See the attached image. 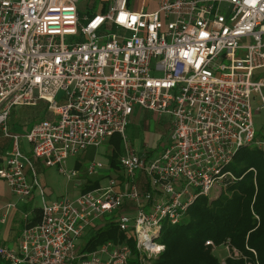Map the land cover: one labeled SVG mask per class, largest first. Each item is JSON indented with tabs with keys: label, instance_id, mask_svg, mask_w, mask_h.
I'll return each instance as SVG.
<instances>
[{
	"label": "built area",
	"instance_id": "2783aa9c",
	"mask_svg": "<svg viewBox=\"0 0 264 264\" xmlns=\"http://www.w3.org/2000/svg\"><path fill=\"white\" fill-rule=\"evenodd\" d=\"M78 1L0 0V130L11 141L0 181L19 199L40 189L19 136L7 130L15 107L46 103L52 119L34 124L23 138L32 158L59 167L67 180L76 172L65 161L114 135L123 138L135 107L171 117L172 142L148 161L135 154L121 159L127 191L117 193L109 180L99 191L43 203L39 221L22 228L17 250L0 247V260L129 264L127 240L77 252L93 221L116 214L117 229L133 239L137 264H150L164 250L154 241L162 222L178 224L196 199L215 198L225 181L235 182L228 166L240 149L264 155V133L256 135L251 107L253 94L264 107L258 74L264 0H159L151 13L112 0L105 12L85 17ZM101 167L91 163L87 171ZM138 172L148 179V192L133 186ZM125 201L135 204L132 213L121 210ZM205 246L242 256L228 241Z\"/></svg>",
	"mask_w": 264,
	"mask_h": 264
},
{
	"label": "trees",
	"instance_id": "16d2710c",
	"mask_svg": "<svg viewBox=\"0 0 264 264\" xmlns=\"http://www.w3.org/2000/svg\"><path fill=\"white\" fill-rule=\"evenodd\" d=\"M106 5L101 12L106 11ZM33 114H36L34 118L40 117L36 109ZM39 119L44 120L45 116ZM118 152L119 142H115L113 163ZM228 170L235 182L225 181L217 197L196 199L178 224L162 222V229L154 241L164 250L152 258L150 264H222V261L224 264H264V155L254 148L240 149ZM93 187L90 185L85 191ZM39 214L40 211H35L36 222L40 219ZM125 240L132 253L129 264H137L133 239H127V234L112 223L97 230L85 250L92 252L107 241L121 244ZM209 240L218 247L228 241L241 258L224 257L218 251H212L205 246ZM0 264L7 263L0 260Z\"/></svg>",
	"mask_w": 264,
	"mask_h": 264
},
{
	"label": "crops",
	"instance_id": "0c3cea01",
	"mask_svg": "<svg viewBox=\"0 0 264 264\" xmlns=\"http://www.w3.org/2000/svg\"><path fill=\"white\" fill-rule=\"evenodd\" d=\"M126 1H127L126 8L133 12L151 13V12H155L158 10L159 0H139L136 6L131 4L130 0H126ZM111 2L112 0L100 1L99 8H98L99 13H103L101 11L105 3H107L106 8H105L107 10ZM77 10H79V14L81 17H85L82 10H80V8L78 7V3H77ZM91 15L93 14H87L86 16H91ZM44 103L39 102L35 106L21 107V110L26 108L28 110L26 111V114H28L29 112H31L30 114H32L33 109H36L38 110L40 114L39 118L45 116L44 120L52 119V116L51 114L47 112L46 106L44 105ZM14 112H15V108L10 112L9 114L10 116L8 117L7 124H6L7 130L9 131V133L13 135L17 134L15 132V129H12V127H14V122H13ZM12 117H13L12 122L9 123V120ZM147 117L152 118V119L146 120ZM44 120H41V121L39 120L38 122H35V123H32V122L28 123L29 122L28 120L27 124H24V128L28 129L27 131L28 133L30 131V128L34 124L42 122ZM132 124H134L138 128V130H143L144 136L146 138V140L144 141V144L140 145L136 149L128 148L127 142L125 141L126 139L125 133L127 135V128H129V125H132ZM126 126L127 127L125 129L123 138L119 135L118 136L114 135L110 137L109 139H107L106 142H104V144H107L112 152L106 153L105 149L104 150L102 149V147L104 146L103 144L97 148L89 147V149L85 150L83 153L76 156L78 160L75 163V166L72 170L76 172L75 177L69 180H67L64 177L66 181L69 183L68 185H69L70 193L68 196L67 195L61 196V198L65 197L67 199H73L76 197V195L83 193V192L99 191L100 189H103L106 186L109 180L114 181L115 191L117 193L129 190L131 186L129 184V180L125 176L124 170L121 169V166H120L121 159L124 158L127 154H135V155L140 156L144 160L148 161L149 157L151 156L149 152L152 151L156 147L159 148L158 144H160L161 148L164 149L166 146L170 145L172 142V139H170V136L172 133L173 124H172L171 117L167 115L160 116L151 111L143 110L139 107H135L133 109L132 115L128 119V123ZM150 129H153L152 131L154 130L157 131L159 135L161 134L160 139L163 140L161 143H159L160 141L159 136H156L152 139L151 134H150ZM150 137L152 140H154L153 144L151 143ZM115 142H119V152L117 154L118 157L113 163L111 159L113 158L112 154L114 151ZM18 144H19V148L22 154H24L28 158H31L35 173H36L35 168L39 164H43L44 167H51V166H45V163L42 160L31 157V149H30L29 144L26 143L27 150H25L22 147V145L19 142V139H18ZM100 148L101 150L98 151V149ZM161 148L159 149V151L161 150ZM10 149H11L10 139L5 137L2 133V130H0V164H2L3 158L9 152ZM98 154L105 157L104 163L98 160V156H97ZM83 162L85 164L84 168L86 171L84 174L81 173L80 171V169L83 166ZM91 163H99L101 164L102 167L99 170H97L95 173L89 174V172L87 171V168L90 166ZM26 173L30 179L31 173H29L28 171ZM36 179H37V173H36ZM2 182L4 184V181ZM37 182H38V179H37ZM90 185H94V187L90 191H85L86 188H90ZM133 186L138 190L139 193L148 192L150 190L148 179L144 176L143 172H138L137 174H135L134 180H133ZM39 187L40 189H34V191L32 192V195L29 198H24V199H19V198L14 197L11 194L10 190L8 191L6 189L4 191H0V247L1 248H8L10 250L16 251L18 248L17 245L19 242L22 228H24L25 226H32L33 224H35L36 222L35 219L37 218L35 216V211H40V208H41V207L36 208L31 205L32 198L34 197V194L36 193V191L40 198V202L42 203L41 205H43V203L47 204V203H51V202L58 201L61 199V198L51 199V200H47L46 202L44 199L45 187L40 186V185ZM121 210L123 212L132 213L135 210V204L130 201H125L123 202ZM106 223H112L113 225L116 226V214L106 215V216L100 217L96 219L95 221H93L91 225L87 229H85L86 231L83 233L82 237L79 239L80 244L78 245L81 248H78L77 243L79 240H77V243H76L77 252H88L85 250L86 247L88 246L87 243L90 242V239L92 238L94 233L97 230H99L101 227L106 225ZM217 251L220 254H223L224 257L226 256L225 252H223L222 249H219ZM224 257H223V260H224Z\"/></svg>",
	"mask_w": 264,
	"mask_h": 264
},
{
	"label": "rangeland",
	"instance_id": "374dc122",
	"mask_svg": "<svg viewBox=\"0 0 264 264\" xmlns=\"http://www.w3.org/2000/svg\"><path fill=\"white\" fill-rule=\"evenodd\" d=\"M100 1L102 0H79L78 2V7L80 8V10H82L83 14L86 16L87 14H99V4ZM131 4L133 5H137L139 0H130ZM258 74H260L261 76L264 77V69L260 72H258ZM61 95V92L58 93L57 98H59ZM251 107H252V122H254V127H255V131H256V135L257 136H262L264 133V107H261V102H260V98L258 95L253 94L252 95V100H251ZM26 111H28L26 108L21 110V107H15V112H14V119L13 117L10 118L9 123L14 122V127H12V129H15V132L19 135V142L22 145V147L27 150V144L25 143V139L23 138V136H25V134L27 133L28 129L24 128V124H27V121L29 120L28 123H35L38 122L39 118H34L33 115L36 114H30L31 112H29L28 114H26ZM152 118L147 117L146 120H149ZM153 129H150V134L152 139L156 136H159V139L161 138V134L159 135V133L157 131H152ZM22 135V136H20ZM126 139L125 141L127 142V146L130 149H136L137 147H139L140 145L144 144V141L146 140L145 136H144V132L143 130H138V128L132 124L129 125V128H127V135L125 133ZM151 140V143L153 144L154 140ZM163 137V135H162ZM163 140L160 139L159 143H161ZM107 144H104V146L102 147V149H105L106 153H110L112 152L111 149L108 147ZM159 148H154L152 151L149 152V154L151 155L149 157L148 160H150L153 157H156L158 155H160V153L162 152L161 145L158 144ZM161 148V150L159 151V149ZM129 149V150H130ZM93 150V149H91ZM100 149H98V151H100ZM100 154V153H99ZM97 155L98 156V160L101 161L102 163L105 162V157L101 156V155ZM78 158H68L65 163L63 164V167L66 170H73L75 163L77 162ZM85 164L83 162V166L80 169L81 173H85V168H84ZM35 171L37 173V179H38V183L40 186L45 187V191H44V199L47 202V200H51V199H57V198H61V196H65V195H69V183L66 181V179L64 178V176L59 172V167H44L43 164H39L37 165V167L35 168ZM5 184V183H4ZM3 184V182H0V191H4V190H10L9 188H6L7 186H5ZM5 186V187H4ZM42 203L40 202V198L38 196V193L36 191V193L34 194V197L32 198L31 201V205L33 207H41ZM80 240L78 241L77 245L80 244L79 243ZM78 248H81L78 245ZM79 250V249H78ZM219 257L221 255L216 254Z\"/></svg>",
	"mask_w": 264,
	"mask_h": 264
}]
</instances>
